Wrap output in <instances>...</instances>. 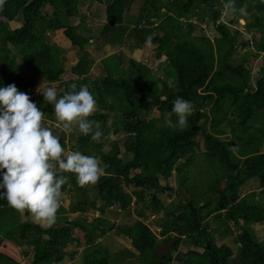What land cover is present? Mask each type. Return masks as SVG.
I'll use <instances>...</instances> for the list:
<instances>
[{
	"label": "trees",
	"instance_id": "1",
	"mask_svg": "<svg viewBox=\"0 0 264 264\" xmlns=\"http://www.w3.org/2000/svg\"><path fill=\"white\" fill-rule=\"evenodd\" d=\"M91 1L94 0H0V86L15 84L32 100L33 90L41 88L28 71L33 68L37 71L33 73L46 83L42 87L57 84L59 98L65 91L60 84L63 75L68 71L77 75L71 84L76 85L75 91L86 85L96 98V109L89 119L95 122L94 130L99 128L103 136L97 141L80 134L73 151L91 155L96 149L100 153L105 172L90 188L104 203L100 214L113 207L127 210L134 198L139 204L137 220L119 224L113 233L110 231L111 235L107 230L110 222L102 217L89 223L82 217L75 221L60 217L42 228L27 220L17 221L15 212L10 215L15 209L0 199V242L7 240L31 250V255L24 252L29 259L27 264H110L113 257L125 261L115 264H130L133 260L136 264H172L173 255L157 254L156 248L170 243L171 251L176 253L184 242L190 248L184 252L181 264H264V240L259 241L256 230L251 228L253 225L264 230V64L261 78L252 91L245 65L247 59L244 57L238 64L230 61L239 33H231L219 21L222 8L216 5L218 0H198L201 2L198 7L193 6L195 0H144L137 12V23L156 25L157 29L152 34L137 28L132 32L134 42L125 49L130 52L146 44L154 45L156 58H166L165 78L153 79L148 66L132 59H127V68L122 69L116 58L120 54L112 55L108 51L112 59L109 55H98L101 59L98 65L105 75L102 80L91 82L88 72L93 63L87 62L85 47L92 38L83 36L80 24H69V20L80 14L81 2ZM222 1L223 5L227 2ZM103 2L106 22L100 31L101 41L96 43L102 49L106 38L111 43L108 45L124 47L121 33L127 3L125 0ZM234 7L235 19L244 20L250 31L259 33V40L253 41L256 48L253 56L257 58L264 52V0H234ZM205 10L215 25L216 36L212 40L193 37L192 19H200V12ZM62 13L66 15L65 21L59 19ZM13 22L19 27L9 28L7 24ZM57 30H62L58 44L52 39ZM108 32L110 35L106 36ZM68 42L73 54H81L70 70L68 63L61 62V57L69 54L62 49L68 47ZM248 45L245 41L242 47ZM113 59L117 62L112 63ZM98 88H102V94ZM177 98L190 101L194 108L183 131L165 124L168 116L176 120L172 107ZM36 105L44 114L42 122L57 120L52 109L44 105L43 97ZM153 105L158 113L156 123L148 118ZM117 135L124 137L122 144L104 141V137ZM100 140L111 143L107 153L101 152ZM201 145L203 151L199 150ZM122 146L126 159L119 157ZM195 161L211 175L203 169L197 180L187 174L185 169L194 166ZM131 169L141 172L130 176ZM174 172L178 185L171 188L168 181ZM65 175L69 179L62 188L63 194L67 187L75 194L68 211L84 214L87 204L82 197L86 190L77 183L75 174ZM160 180L165 184L160 185ZM254 180L259 184L258 193L250 190L243 196L248 183ZM126 188L134 191L127 194ZM146 193L149 202L143 204ZM165 193L173 195L178 204L175 207L171 204L167 218L155 220L160 228L157 236L145 224L144 213L154 206L157 208L154 213L160 210L162 205L157 196ZM59 210L65 211L62 207ZM30 215L25 211L24 216ZM211 221H217L218 226L210 231ZM77 232L83 234L84 242ZM216 233L221 239L235 237L236 251L215 242ZM105 235H122L129 249L111 243V246L102 245L99 240ZM72 244L81 248L79 263H73L72 254L66 251ZM0 264L21 263L0 252Z\"/></svg>",
	"mask_w": 264,
	"mask_h": 264
},
{
	"label": "rangeland",
	"instance_id": "2",
	"mask_svg": "<svg viewBox=\"0 0 264 264\" xmlns=\"http://www.w3.org/2000/svg\"><path fill=\"white\" fill-rule=\"evenodd\" d=\"M114 1H117V0H114ZM125 1L127 3V11L124 13V24H123L124 30H122V33H121L123 36V41H125L124 42L125 44L123 45L124 47L114 45V46H111L110 48L108 44H111V43L106 38H103V41L106 44H104L102 49H100L99 44L96 43L98 40L101 41L100 31L103 30V27L106 22L105 20L106 3H104L103 0H94L91 2H81L80 7H79L80 14L78 15V17L76 18L73 17L71 20H69V23L71 26H77L78 24H80L83 27L82 32H84L83 36H85V38L87 37L92 38V41L88 42V44L85 47L86 55H88L89 57L87 62L93 63L88 72V76L90 77L89 79L91 82H94L95 80H102L103 76L105 75L106 73L105 70L102 67L100 68L98 65V63H100V60H101L100 58H98V55L100 54L99 57L108 56L109 55L108 51H110L112 55L120 54L116 58H118L119 61L121 62L120 67L122 69L127 68L128 63H126V60L128 57V59H133L134 61L138 63L148 66L152 71L153 79L158 78L160 80V79H164L166 76V73L163 71L164 67L166 66V58L163 56L159 59L156 58V53L154 51V48H155L154 45L146 44L142 48H139L137 50L133 48L129 50L130 52H126L127 50L125 48L129 47L130 43H132V41L134 42L135 40V38L133 39L132 32H135L137 31V28H140V29H147V31L148 30L152 31L151 33L153 34L154 30L157 29V26L156 25L147 26V25H144L143 23L141 24L137 23L138 21L137 12L140 10L144 0H125ZM200 4H201L200 1L195 0L193 3V6L198 7L200 6ZM216 5L221 6L222 8L220 10L221 16H220L219 21L225 23V25L227 26L228 30L231 33H234L235 31L239 33L237 48L235 49V53L230 58V61L233 62L234 64H238L244 59V57L247 59V62L245 63V65H246V68L249 70V76H248L249 77V87L253 91L255 88L256 82L261 78V71L263 69V64H264V52L259 53L257 58H254L253 56V54H256V48L253 45V41L259 40L260 38L259 33H256L255 31L253 32L250 31L248 29L247 23L244 20H240V19L236 20L235 19L236 11L226 10L223 5L222 0H218ZM19 18H21L20 15H19ZM59 19L61 21H65L66 15L62 13L59 16ZM7 25L9 26V28H13V29L16 27H19V24L16 22L8 23ZM192 25L195 27L194 28L195 30L193 32V37L195 38L196 37H206L212 40L216 36L215 25L212 22L209 12H207L206 10L205 12H200V19H196V18L192 19ZM61 31L62 30H57L53 32L52 39L56 44H58L57 39L59 38L60 34L62 35ZM105 35L109 36L110 32L106 33ZM48 37H50L49 34H48ZM245 41H248L249 45L248 47L243 48L242 44ZM68 43H69L68 47L66 48L62 47V49L67 51L69 54L68 56H66L65 54L63 57H61V62L68 63V69L70 70V68L74 66L73 61L78 59V57H80L81 54H77V53L73 54L72 45L70 44V42ZM106 49L107 51H105ZM103 50H104V53H103ZM112 55H109L110 59H112L113 57ZM92 59H96L95 62H93ZM111 62L112 63L117 62V59H113L111 60ZM28 71L33 75L35 83H38L39 86L41 85V88H39L38 90H40L41 92H44L47 88L52 87L56 89L57 91V84H52L50 86L46 85V87L45 86L42 87V85L43 84L45 85L46 83H42L43 81L42 78L38 76L37 74H35L37 73V71L33 68ZM76 78H77V75L73 74L72 72L70 73L69 71L65 75H63V77L61 78L60 84L63 85V87H65L63 88L65 90L64 93L73 91V89H71V86L73 85L71 84V81H74V79ZM117 79L118 78H116L115 80ZM38 90L37 91L33 90L34 98L32 100L33 102L39 104L40 97H43V96ZM98 90H99V94H102V88H98ZM43 103L44 105H48V107L52 109L53 111L52 115L55 117L54 108H52V105L48 104V102L44 101V99H43ZM42 108L43 107L41 106V109ZM148 118L151 119L152 122L154 123L158 121V113L155 109V105H153L151 114ZM56 121H54V123L53 122H50V123L42 122V123H45L44 126L47 128L54 126L55 129H51L54 131L53 134L60 138L62 146L65 149V155L70 154L71 152H73L72 147H74V145L76 144L77 137L80 135V133L78 129L76 128V126H73L71 130H66V129H63ZM123 138L124 137L122 135L108 136V137H104V141L114 140V141H118L119 144H122ZM102 141L103 140H100L98 142V144H101V147H100V149L102 150L101 152L107 153V151H109L112 147L111 143L102 142ZM199 150L203 151L202 145L200 146ZM124 151H125L124 146H122L120 150V154H119V157L121 159H126V157L124 156ZM99 154L100 153L96 151V149L92 150L91 155L96 156L99 160H101L100 159L101 157L99 156ZM198 159L201 160L202 157H199ZM199 163H200L199 161H195L194 166L185 169L186 173L189 175H192L193 178H195L196 180L200 177L201 169H203V171L208 176L211 175V172L206 170L205 167ZM196 165L197 166L200 165L202 168H195ZM139 172H141V169H131L130 176H133ZM168 183L171 188L177 187L178 176L176 172H174L173 176L169 179ZM159 184L164 185L165 181L160 180ZM93 185L94 184L82 186V188L86 190L85 195L82 197V201L86 202L87 206L85 208L84 214L77 213V215L71 214L68 211L69 205H71V203H73L75 200V197H74L75 194L73 192H70L67 187L65 189V194H63V196L61 197V207L65 209V211L63 212V211L58 210L56 218L61 217V218L68 219V221H75L82 217L85 219L86 223H89L93 219L95 220L97 218L102 217V218L107 219L110 222V225L107 227L108 233H110V231H112L113 233L114 227L118 226L119 224H132L135 220H137V215H135V213H136V210L139 208V204L134 202V198H133V202L130 204L127 210H121L119 207L118 208L113 207V208L105 209V214L103 215L100 214L99 209L104 208V203L100 200L98 194L94 190L92 189L90 190V188ZM258 187H259V184L257 180H254L248 183L246 191L244 192L243 196H245L247 192L250 190L251 191L254 190L258 193ZM132 191H134V189L126 188V191L124 192L127 194H131ZM157 198L161 202V205H162L161 209L154 213L153 210L157 209V208H154L155 207L154 206L151 209H149L148 212H145L144 214L146 216L145 224L148 225L150 230L155 235L158 236L160 228L158 227V225L156 226L155 220L158 218H161V219L167 218L169 216L168 210L169 208H171V204L173 205V207L177 206L178 200L174 198L173 195L169 196L168 193L157 196ZM147 202H149L148 193L145 194V199L141 203L146 204ZM127 211H130V213L128 214ZM13 212H15L14 215L16 216L17 221L19 222L27 220L33 224L39 225L42 228H47L50 226L44 221L37 220L33 215H30L27 217L24 216L25 211L16 212L15 210H13L11 211L10 215ZM211 219L212 217L209 218V220ZM61 223L57 225H60ZM240 225H243V224L241 223ZM208 226H209V230L211 231L213 228L218 226V222L211 221L208 223ZM251 228L256 230V236L258 240L263 241L264 240V230L261 228H256V226H253V225ZM230 229L235 234V229L233 227H231ZM221 232H222V229L220 228V233ZM112 233H110V235ZM77 234H78L79 239L82 242H84L83 234L81 232H77ZM110 235H105L104 237L100 238V243L102 245H107V246H109L111 243V245L113 244V246H116V247L118 245H121L120 246L121 248L123 247L125 249H129L128 242L126 241L125 237H123L122 235H119L118 237H114L113 235L112 236ZM214 240L215 242H218L221 244L224 243L226 246L233 249V251H236L238 247V245H236L235 237H226L224 239H221V235L219 233H216L214 234ZM183 241H186V240H183ZM184 244L186 247L184 246ZM79 246L82 247V243ZM79 246L72 244L66 249L68 253L72 254V259L74 260L73 263L75 262L79 263V251L81 250ZM187 248H190L187 242L181 243L178 252L173 253L170 248V243H168L167 245H164V246L159 245L156 248V253L173 255L174 262L172 264H181L183 262L182 258L184 256V252L187 250ZM30 251L25 247H21L7 240L2 239L0 242V252L5 254L7 257L11 258L12 260L20 262L21 264L28 263L29 259L28 257L24 255V252L31 255ZM76 256L78 257L76 258ZM120 260H121L120 258H115L114 260V257H113L112 261L110 259V264L111 263L115 264L118 262H121V263L125 262L123 260L122 261ZM130 264H136V263L133 260L131 261Z\"/></svg>",
	"mask_w": 264,
	"mask_h": 264
},
{
	"label": "clouds",
	"instance_id": "3",
	"mask_svg": "<svg viewBox=\"0 0 264 264\" xmlns=\"http://www.w3.org/2000/svg\"><path fill=\"white\" fill-rule=\"evenodd\" d=\"M224 7L236 11L234 0H227ZM151 39L147 37L148 42ZM71 87L73 91L59 98L52 87L38 91L44 101L53 105L63 129L71 130L76 126L80 134L98 141L103 132L99 128L94 130L95 122L89 119L96 109V98L86 85L78 91L75 84ZM193 111L190 101L177 98L172 107L176 120L168 116L165 124L183 131ZM43 117L36 103L15 84L0 86V199L6 200L11 208L27 211L51 225L61 207L62 188L69 179L65 174H75L77 183L86 186L95 184L105 168L96 156L80 151L65 155L60 138L43 125Z\"/></svg>",
	"mask_w": 264,
	"mask_h": 264
},
{
	"label": "crops",
	"instance_id": "4",
	"mask_svg": "<svg viewBox=\"0 0 264 264\" xmlns=\"http://www.w3.org/2000/svg\"><path fill=\"white\" fill-rule=\"evenodd\" d=\"M109 47L111 48V45H109ZM138 49V48H137ZM127 52V51H126Z\"/></svg>",
	"mask_w": 264,
	"mask_h": 264
}]
</instances>
